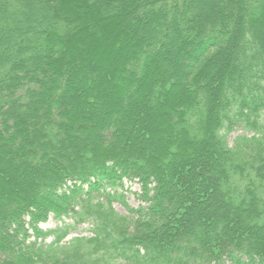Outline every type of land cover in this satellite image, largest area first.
Instances as JSON below:
<instances>
[{
  "label": "trees",
  "instance_id": "16d2710c",
  "mask_svg": "<svg viewBox=\"0 0 264 264\" xmlns=\"http://www.w3.org/2000/svg\"><path fill=\"white\" fill-rule=\"evenodd\" d=\"M225 263L264 264V0H0V264Z\"/></svg>",
  "mask_w": 264,
  "mask_h": 264
},
{
  "label": "rangeland",
  "instance_id": "374dc122",
  "mask_svg": "<svg viewBox=\"0 0 264 264\" xmlns=\"http://www.w3.org/2000/svg\"><path fill=\"white\" fill-rule=\"evenodd\" d=\"M243 131L244 130H235L232 133L231 137L236 135L237 133H243ZM191 176L192 175L189 174V177ZM124 191H125V196H126L125 199L128 202V204H130L131 206L137 207L140 204V199L138 195L136 194V192L139 191L138 183H135L134 181H126ZM115 206L118 211L127 212L125 205H123V203H121L120 201H116ZM68 221L71 222L72 220L68 219ZM61 223H62L61 221L55 219L51 215L46 222L41 223V226L43 228H54L56 226L62 225ZM86 226H87L86 224H80L77 228L71 231L68 238L75 236V235L88 234V231L85 229ZM225 264H229V263H225Z\"/></svg>",
  "mask_w": 264,
  "mask_h": 264
}]
</instances>
